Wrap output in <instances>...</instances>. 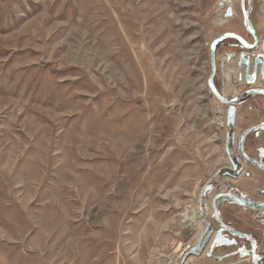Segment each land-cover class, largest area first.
I'll return each instance as SVG.
<instances>
[{"label":"rangeland","instance_id":"rangeland-1","mask_svg":"<svg viewBox=\"0 0 264 264\" xmlns=\"http://www.w3.org/2000/svg\"><path fill=\"white\" fill-rule=\"evenodd\" d=\"M219 3L0 0V264L249 263L223 246L177 259L201 220L216 226L203 204L230 183L220 179L199 201L216 171L230 168L226 107L207 87L209 46L244 34L240 0L215 25L229 7ZM261 7L251 0L246 10L254 26ZM257 33L264 39V22ZM237 59L226 66L227 94L244 76ZM214 80L220 88L219 71ZM243 113L235 136L259 120ZM240 183L252 194L262 187ZM191 204L197 222L185 228ZM221 214L264 247L253 213Z\"/></svg>","mask_w":264,"mask_h":264},{"label":"water","instance_id":"water-1","mask_svg":"<svg viewBox=\"0 0 264 264\" xmlns=\"http://www.w3.org/2000/svg\"><path fill=\"white\" fill-rule=\"evenodd\" d=\"M229 5L227 9L225 10V13L223 14V17L225 19L232 17V8H231V0H220V6H223V3H226ZM247 4L250 6L251 0H246ZM262 2V9H263V20H264V0H261ZM241 7H242V15H243V26L244 29L251 35L253 38V44L249 45L247 44L244 39H242L240 36L234 34V33H223L217 36L210 44L209 46V64H210V73L207 77V87L209 89V92L211 95L224 107H227L226 109V116H225V126L228 132L225 133V147H224V155L228 159V162L230 164V168L222 167L216 171L212 179H210L209 184L201 189L199 201H201L205 196H208L212 190L214 189V186L220 181V179H230V180H236L238 176H240L243 173V169L240 165L239 159H242L250 164L258 166L252 159L248 158L244 152H243V142L245 137L252 131H260L264 130V123L247 129L240 135L237 145H236V153L238 157L235 158V161L231 159L229 148L235 146V122H236V104L241 98L242 95H262L264 96V89H253L246 91L242 93L240 96L236 98H227L220 95V93L216 90L214 86V75H215V49L217 45L225 40H235L237 41L244 49L246 50H254L257 47V43L259 41L257 35H256V27L252 24V22L249 19V12L244 11V0H240ZM236 66L240 68H244V82L247 86L254 85L257 77H258V69H259V75L260 79H264V39L261 40V52L254 55L252 60L244 54L240 55L238 62L236 63ZM259 168V167H258ZM220 197H226L233 201L236 205L254 210V211H263L264 210V204H255L249 200H245L242 198H238L233 196L232 194H220V192L215 195L211 202V212H212V218L216 221L217 228L211 227L209 228V224L205 220H201V232L199 235H197V238L195 239V242L193 244H187L182 251L180 252L177 259H180V263H182L183 259H189L191 257H197L200 256L206 248L211 246L212 248L218 247L220 245L222 246H228L230 245V242L227 241L225 238L226 236L223 235V232H226L230 234L233 237L236 238H245L250 241L251 244V252H250V259L252 260V264L256 263V252H255V246L254 242H252V239L240 232L232 231L228 226L224 225V223L221 221L220 216L217 211V201L220 199ZM262 224L264 225V221H262Z\"/></svg>","mask_w":264,"mask_h":264},{"label":"flooded vegetation","instance_id":"flooded-vegetation-1","mask_svg":"<svg viewBox=\"0 0 264 264\" xmlns=\"http://www.w3.org/2000/svg\"><path fill=\"white\" fill-rule=\"evenodd\" d=\"M246 4H247V2H246V0H244V8H243L244 11H246L247 8L249 7V5L248 4L246 5ZM241 10H242V7H241ZM242 30H243L244 34H242V35L237 34V33H234V34H236V35L240 36L242 39H244V41L247 44L252 45L253 44V38L244 29V26H242ZM226 33H233V32H226ZM256 35L258 37L257 32H256ZM261 40L259 39V41L257 43V47L254 50L244 49L235 40H225V41H223L217 45V47L215 49V53H214L215 68H216L214 79L217 75V72L219 71L220 72V88H218L216 86L215 80H214V86H215L216 90L220 93V95H222L223 97H227V98H236V97L240 96L242 93L249 91V90L264 89V86L256 85V84L251 85V86H247L245 84V82H244L243 86L240 85V83L243 81V77H240V74H239L237 81L233 82V87L235 88L234 91L231 93H228V94L226 93L227 89L231 88L229 85L231 83H229L225 77L226 66L228 64H230V62L234 61L236 59V57H238V59H239L240 55H242V54H244V55L248 54L249 55V54L254 53L259 47H261ZM221 48L224 51L219 56L218 50ZM238 59H237V62H238ZM229 74L232 76V79L235 80V75L237 76L238 73L236 70H230ZM255 100H259V102L262 105H260V106L254 105V103H257V101H255ZM240 111L244 112L243 114L245 115L246 119H248L249 116L254 118L257 115L256 118H259V120L250 124V125H247L245 129H243L237 136H235L236 137L235 138V146L233 148L232 147L229 148V152L231 153V155L233 157L234 156L238 157L236 150H235L236 149L235 147L237 145L236 143H237L240 135L242 134V132H244L247 129L256 127V126L264 123V118H263V116H264V96H262L260 94H258V95H242L236 104V116H237V113H239ZM235 127H236V122H235ZM249 141L251 142L250 145L248 144ZM242 149H243L244 154L248 158L252 159L258 166L250 164V163H248L242 159H239L240 165L243 169V173L240 176H238L236 178V180L225 179L228 181L230 180L229 181L230 183L221 184L220 187L216 190L213 197L220 192V194H232L235 197L242 198L245 200H249L255 204H264V130L250 132L244 139ZM248 167L250 168L251 171L246 170ZM241 181H243V182L251 181V183H253V188L258 187V186H262V187L258 188V190H257L258 193L252 194L247 189H245L243 187V185L240 183ZM213 197L210 199V205H211ZM203 205L205 206V208H208L210 211L211 206H208L207 203H204ZM224 206L240 208V209H243L245 211H249V212L253 213V220L258 221V224L260 225L261 231L263 232V234H264V225L262 224V221H264V210L263 211H259V210L254 211V210L242 208V207L236 205L233 201H231L230 199H228L226 197H220V199H218V201H217V211H218V214L220 216L221 221L224 223V225L228 226L232 231L240 232V233H243V234L249 236L252 239V242H254L255 252H256V263L257 264H264V247H261L259 240L255 236H253L249 233H246V232H241L237 229L235 230V228L231 227L230 225H228L223 220L222 214H221V208ZM210 213H211V220L213 221L214 219L212 218V212H210ZM216 226H217V224H216ZM216 226L214 225L215 229L217 228ZM223 235H225L226 236L225 239L230 242V245L223 246V247H232L233 248V252L228 254V255L238 257L239 259L247 256L249 258L248 264H252V260L250 259V252L252 250L250 241L248 239H245V238L233 237L226 232H223ZM262 238H263V243H264V235L262 236ZM242 244H244V246ZM221 246L222 245H220V247ZM206 251L207 250H205L204 252H206ZM260 251L261 252L263 251V253H260Z\"/></svg>","mask_w":264,"mask_h":264},{"label":"bare ground","instance_id":"bare-ground-1","mask_svg":"<svg viewBox=\"0 0 264 264\" xmlns=\"http://www.w3.org/2000/svg\"><path fill=\"white\" fill-rule=\"evenodd\" d=\"M227 3V2H226ZM261 9H262V7H261ZM262 11H263V9H262ZM257 17H258V15H257ZM261 18V17H260ZM259 19V18H258ZM226 21V19L223 17V13H219V14H217L214 18H213V23L215 24V25H220V24H222V23H224ZM262 20H260L259 22V24H256V30L258 31V30H260V28H261V26L263 25V22H261ZM259 49V51H257V53H260L261 52V47H259L258 48ZM256 52V51H255ZM255 52L254 53H252V54H245L246 56H248L249 58H250V60H252V58L254 57V55H256L255 54ZM235 67L237 68V69H239L237 66H236V64H235ZM240 69H244L243 67L242 68H240ZM62 71V70H61ZM241 77V76H240ZM256 84H259V85H261V86H264V79H260V75H259V69H258V77H257V80H256V82H255ZM226 109H227V107H226ZM195 206H194V204H191V205H188V206H186L185 207V211L182 213V215H181V218H182V224H183V226L186 228V227H192L193 226V223H196L197 221H196V217H197V215L195 214ZM161 258H162V260H160V263L159 264H173L174 263V260L172 259V258H167V257H164V256H161ZM189 261V260H188ZM187 261V262H188Z\"/></svg>","mask_w":264,"mask_h":264},{"label":"crops","instance_id":"crops-1","mask_svg":"<svg viewBox=\"0 0 264 264\" xmlns=\"http://www.w3.org/2000/svg\"><path fill=\"white\" fill-rule=\"evenodd\" d=\"M239 113H237V116H238Z\"/></svg>","mask_w":264,"mask_h":264}]
</instances>
